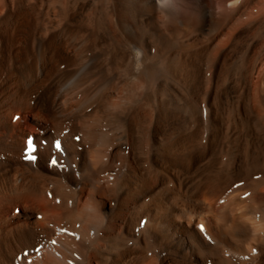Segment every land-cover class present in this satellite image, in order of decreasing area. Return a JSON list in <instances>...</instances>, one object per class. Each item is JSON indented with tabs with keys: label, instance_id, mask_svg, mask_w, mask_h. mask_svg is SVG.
<instances>
[{
	"label": "bare ground",
	"instance_id": "obj_1",
	"mask_svg": "<svg viewBox=\"0 0 264 264\" xmlns=\"http://www.w3.org/2000/svg\"><path fill=\"white\" fill-rule=\"evenodd\" d=\"M0 264H264V0H0Z\"/></svg>",
	"mask_w": 264,
	"mask_h": 264
},
{
	"label": "snow or ice",
	"instance_id": "obj_2",
	"mask_svg": "<svg viewBox=\"0 0 264 264\" xmlns=\"http://www.w3.org/2000/svg\"><path fill=\"white\" fill-rule=\"evenodd\" d=\"M57 140H58V139L54 140V142H53V147L55 148V150L60 151V150L62 149V142L59 140V148H57V147H56ZM45 143H46V142H45ZM27 144H28V146H29L30 149H32L33 151L35 150L34 147H33V145H34V141H33L32 139H29V140L27 141ZM30 159H35V156H31ZM51 163H52L53 165H55V164L57 163V160H56L55 157L52 158ZM52 243H53V241H52Z\"/></svg>",
	"mask_w": 264,
	"mask_h": 264
},
{
	"label": "clouds",
	"instance_id": "obj_3",
	"mask_svg": "<svg viewBox=\"0 0 264 264\" xmlns=\"http://www.w3.org/2000/svg\"><path fill=\"white\" fill-rule=\"evenodd\" d=\"M139 55H140V53L138 52V53H137V56H139Z\"/></svg>",
	"mask_w": 264,
	"mask_h": 264
},
{
	"label": "rangeland",
	"instance_id": "obj_4",
	"mask_svg": "<svg viewBox=\"0 0 264 264\" xmlns=\"http://www.w3.org/2000/svg\"><path fill=\"white\" fill-rule=\"evenodd\" d=\"M16 209H18V208H16ZM19 210V209H18Z\"/></svg>",
	"mask_w": 264,
	"mask_h": 264
}]
</instances>
